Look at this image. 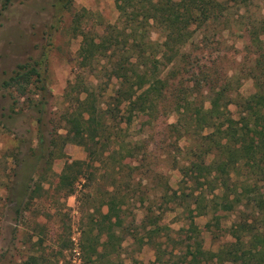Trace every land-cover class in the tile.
<instances>
[{"label":"trees","instance_id":"1","mask_svg":"<svg viewBox=\"0 0 264 264\" xmlns=\"http://www.w3.org/2000/svg\"><path fill=\"white\" fill-rule=\"evenodd\" d=\"M72 2H54L58 22L71 10ZM251 2L253 0H115L119 19L117 23L107 25L98 37L81 28L84 15L77 13L72 19V30L76 36L81 34L83 37L78 62L83 68L90 69L98 64L97 72L102 81L95 84V80L78 74L69 86L70 92L71 88L77 91V96L71 98V105L59 116L46 115L48 88L39 68L42 61L21 63L13 75L0 79V91H21L25 88L24 81L28 85L33 83L35 98L40 97L36 102L34 100L39 142L27 152L20 146L11 151L16 165L19 160L22 162L19 178L15 172L13 178L1 184L11 190V200L16 185L23 186L18 199L12 202L16 217L24 216L34 201V194L42 191L43 182L49 176L46 166L52 159L64 157L65 143L72 141L85 148L87 159L65 163L58 190H63L65 196L73 194L79 184L84 186V181L96 180V168L103 169L102 174L114 182L113 189L105 194L88 195L93 211L88 214L89 227L83 230L80 244L83 263L111 264L113 254L120 256L122 236L117 234V228H125L121 213L126 212V205L138 202L142 205L144 218L139 227L145 231L150 243L156 236L162 237V232L171 231L161 222L164 213H158L154 199L142 189L132 188V172L128 175L125 172L128 168L137 169L143 175L140 184L154 173L153 177L163 186L162 199L167 206L171 204L191 214L211 215L218 224L228 215L227 211L241 209L237 223L230 230L233 240L223 244L217 252L203 249L192 217L190 232L194 242L187 245L183 262L264 264V17H253L246 25L250 42L247 55L251 59L246 57L240 63L238 76L221 82L216 73L205 71L191 85H184L182 79L169 76L174 70L166 73L161 67L166 55L171 56L167 60L170 63L186 64L188 54L182 52V48L198 29L218 21L224 23L225 29L230 28L231 21L242 24L244 14L236 16L231 9L239 10ZM7 6L1 8L0 14ZM83 12L86 13L85 9ZM153 29L159 32L161 41L152 39ZM246 76L253 79L255 92L243 96L236 89L233 97L234 85H241ZM114 79L118 82L117 88L110 101H104L103 92L94 89L98 86L105 91ZM96 80H99L98 74ZM81 93L85 94L82 99ZM231 104L237 106V116L231 111ZM174 112L177 121L167 126L171 135L176 136L172 147L177 154L172 156V161L174 169H178L183 177L180 182L183 187L193 188L192 192L181 194L172 189L164 174L155 173L147 164L150 156L147 144L126 137L136 118L141 121L146 117L141 123V127H145ZM62 128L66 135L59 133ZM182 138L188 140L186 147L180 145ZM20 154L25 156L21 158ZM135 158L139 163L137 166L127 162ZM232 175H236L234 182ZM103 206L108 208L105 214L101 212ZM96 213L101 219L95 217ZM104 233L107 238L102 241ZM132 235L142 242L138 233ZM165 236L172 239L170 232ZM155 244L160 242L155 241ZM157 255L160 258V253ZM45 262L46 258L32 255L25 264Z\"/></svg>","mask_w":264,"mask_h":264},{"label":"rangeland","instance_id":"2","mask_svg":"<svg viewBox=\"0 0 264 264\" xmlns=\"http://www.w3.org/2000/svg\"><path fill=\"white\" fill-rule=\"evenodd\" d=\"M55 1L0 0V10L4 5H8L0 14V79L13 75L21 63L42 61L39 68L42 76L46 78L44 82L48 88L46 115L51 113L59 116L71 105V98L75 99L77 96V91L71 88L70 92L69 86L78 74L87 76L91 81L95 80V84L102 81L97 72L98 64L90 69L83 68L78 62L77 56L83 37L81 34L76 36L72 30L74 15L82 13L84 16L81 28L98 37L104 33L107 25L117 23L119 11L115 0H73L71 10L58 22L53 6ZM231 12L236 16L244 14L243 23L231 21L230 28L225 29L224 23L218 21L207 28L198 29L193 39L182 48V52L188 54L186 64L180 61L170 63L167 60L171 56L166 55L167 59L161 64L164 71L167 73L174 70L169 76L177 80L182 79L184 85H191L192 81L201 78L205 71L216 73L221 82L229 80L231 76H238L240 63L245 61L246 57L251 59L247 55L250 42L245 32L246 25H249L253 17H264V0H253L239 10L236 7L231 9ZM151 37L153 40H162L155 29ZM97 74L99 80H96ZM22 83L25 88L21 91L3 90L5 93L0 91V119L3 121H0V264H25L32 255L46 258L45 264H85L80 244L83 230L89 227L88 214L93 211V204L88 201V195L105 194L107 190L113 189L114 182L102 174L103 169L100 171L96 168L94 176L96 180L84 181V186L79 184L73 194L65 196L63 190H58L65 163L87 159V152L83 146L67 141L63 149L65 156L52 159L50 165L46 166L49 176L48 180L43 182L42 191L39 193L41 196L34 194V201L29 204L24 216L16 217L12 202L18 199L23 186L22 184L12 186L15 188L11 200V190L1 185L13 178L15 172L19 178L22 162L19 160L16 165L11 151L20 146L23 152H27L39 142L34 100L36 102L40 97L35 98L37 96L33 83L30 85L24 81ZM240 83L239 86L234 85L233 97L236 95V89L243 96L255 92L252 78L246 76ZM117 84V80L114 79L105 91L98 86L94 90L103 92L104 101H110ZM80 97L84 98L85 94L81 93ZM205 106L208 108L209 104L206 103ZM230 109L234 116H237V106L231 104ZM145 119L146 117H142L140 121L136 118L126 132L127 139L147 144L145 146L150 153L147 164L155 173L164 174L173 190L178 194L192 192L191 186L183 187L180 183L183 177L178 169H174L175 163L172 161V156L177 154L172 147L176 136L171 135L167 126L176 123L177 115L174 112L159 118L150 126L147 124L141 127ZM59 133L66 135L63 128ZM186 141H188L186 138H182L180 145L185 146ZM24 156L25 154H20L19 157ZM137 160L135 158L127 162L137 166L139 164ZM136 170L125 168L127 175L132 172V188L138 190L140 188L154 199L158 213H164L161 222L171 231L162 232V237L156 236L150 243L145 231L139 227L144 218L142 205L138 202L128 207L124 206L126 212L121 213V217L125 220V228L123 230L117 228V234L122 236L119 248L121 254L120 256L113 254L110 257L111 264H187L183 262L182 256L188 250L187 245H193L194 242L190 232L192 217L198 227L199 240L205 251L217 252L223 244L233 240L230 230L237 223L241 209L227 211L228 215L223 216L222 222L218 224L211 215H196V212L191 214L188 210L175 208L174 205L167 206L162 199L163 186L153 177L154 173L150 174L148 179L144 178L141 187L139 182L143 175ZM232 178L234 182L236 175H232ZM196 193L198 194V191H195ZM194 207L193 203L192 209ZM100 208L103 214L107 213L106 206ZM95 217L101 219L97 213ZM168 232L172 239L165 236ZM133 233H138V237L143 238L142 242L135 240ZM106 238L107 235L104 233L102 241ZM155 241H159L160 244L156 246ZM99 250L101 251V247ZM157 253H160V258Z\"/></svg>","mask_w":264,"mask_h":264}]
</instances>
